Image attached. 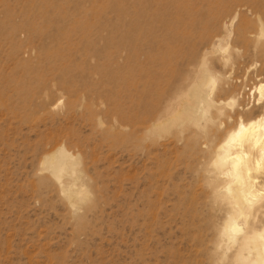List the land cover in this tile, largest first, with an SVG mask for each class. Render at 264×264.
<instances>
[{
	"label": "rangeland",
	"instance_id": "1",
	"mask_svg": "<svg viewBox=\"0 0 264 264\" xmlns=\"http://www.w3.org/2000/svg\"><path fill=\"white\" fill-rule=\"evenodd\" d=\"M260 14L264 0H0V264H234L213 162L264 116ZM62 147L82 201L47 169Z\"/></svg>",
	"mask_w": 264,
	"mask_h": 264
},
{
	"label": "bare ground",
	"instance_id": "2",
	"mask_svg": "<svg viewBox=\"0 0 264 264\" xmlns=\"http://www.w3.org/2000/svg\"><path fill=\"white\" fill-rule=\"evenodd\" d=\"M257 20L263 22L264 14L258 15ZM205 75L188 94V100L195 101L192 105L196 111L203 103V87L213 88L216 84L207 71ZM254 93L260 97L258 105L264 104V83L257 85ZM179 105L185 109L189 103ZM162 120H155L153 125L160 126ZM78 168L79 159L73 158L63 147L51 157L47 167L63 188L69 187L73 200L82 201L87 192L77 187L81 178ZM213 168L222 181L218 193L232 211L220 236L223 258L232 254L234 264H264V221L260 220L261 216L264 218V116L249 122L241 119L237 127L228 132L219 146Z\"/></svg>",
	"mask_w": 264,
	"mask_h": 264
}]
</instances>
